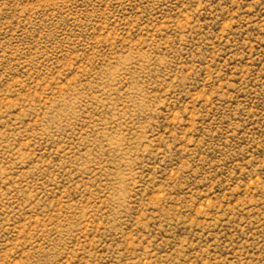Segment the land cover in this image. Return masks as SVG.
<instances>
[{"label":"rangeland","instance_id":"1","mask_svg":"<svg viewBox=\"0 0 264 264\" xmlns=\"http://www.w3.org/2000/svg\"><path fill=\"white\" fill-rule=\"evenodd\" d=\"M0 264H264V0H0Z\"/></svg>","mask_w":264,"mask_h":264}]
</instances>
